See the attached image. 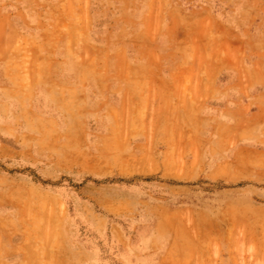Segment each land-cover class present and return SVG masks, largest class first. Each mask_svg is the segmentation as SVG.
<instances>
[{
	"label": "rangeland",
	"instance_id": "obj_1",
	"mask_svg": "<svg viewBox=\"0 0 264 264\" xmlns=\"http://www.w3.org/2000/svg\"><path fill=\"white\" fill-rule=\"evenodd\" d=\"M0 264H264V0H0Z\"/></svg>",
	"mask_w": 264,
	"mask_h": 264
}]
</instances>
